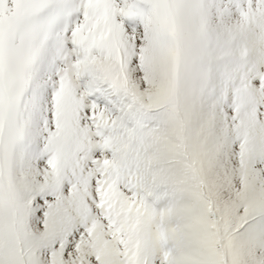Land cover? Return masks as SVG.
<instances>
[{
	"label": "snow or ice",
	"instance_id": "obj_1",
	"mask_svg": "<svg viewBox=\"0 0 264 264\" xmlns=\"http://www.w3.org/2000/svg\"><path fill=\"white\" fill-rule=\"evenodd\" d=\"M0 264H264V0H0Z\"/></svg>",
	"mask_w": 264,
	"mask_h": 264
}]
</instances>
